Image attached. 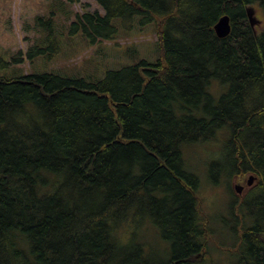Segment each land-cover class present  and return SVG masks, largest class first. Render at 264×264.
<instances>
[{
	"label": "trees",
	"instance_id": "trees-1",
	"mask_svg": "<svg viewBox=\"0 0 264 264\" xmlns=\"http://www.w3.org/2000/svg\"><path fill=\"white\" fill-rule=\"evenodd\" d=\"M95 1L103 13L63 31L56 9L37 16L29 49L0 53V264H157L131 245L142 223L169 243L164 264L205 262L211 217L187 153L211 142L212 182L255 177L232 193L235 264H264V19L247 14L264 0ZM150 25L154 60L127 44L115 67L55 65L74 37L119 44Z\"/></svg>",
	"mask_w": 264,
	"mask_h": 264
},
{
	"label": "rangeland",
	"instance_id": "rangeland-1",
	"mask_svg": "<svg viewBox=\"0 0 264 264\" xmlns=\"http://www.w3.org/2000/svg\"><path fill=\"white\" fill-rule=\"evenodd\" d=\"M59 1L0 0V53L9 58L10 55H14L19 51H27L35 40L34 37L38 35V31L35 29L36 17L47 14L50 9H56L57 11L55 24L60 31H63L64 27L73 20L76 12H82L85 9L104 12L95 0H78L74 3L62 0L63 7H60ZM256 15L261 20L260 25L263 24L264 15L262 10L257 8ZM130 37L132 38L121 37L119 44L107 41L100 45L90 46L86 45L81 38L74 37L73 41L58 56L55 65H67L69 60L79 63L78 65H84L86 58L83 56H91L92 59L98 60L102 68L115 67L119 63L130 61L122 54L127 44L136 45L142 55L155 59L154 52L158 36L151 25ZM24 66L27 68L28 62H25ZM219 150L218 143L211 142L199 144L187 153L190 164L201 176L199 194L202 197L203 210L211 217L209 226L213 235L207 253L209 259L203 262L204 260L201 257L200 260H195V264H235V260L239 257L236 246L237 236L233 232L231 233L230 229V225L234 226L235 224L231 217L230 206L233 199L232 193L236 197L240 196L236 188V185H240V182L235 178L227 181L220 177L219 181L215 183L208 177L209 165L223 157ZM223 155L225 156V154ZM224 158L227 160V157ZM247 178L249 179L250 176ZM254 183L255 179L253 178L252 182L247 184L253 185ZM132 229L136 237L130 241L132 247L137 249V253L139 247L145 253L148 252L150 259L156 261L157 264L167 262L169 243L163 240L155 226L142 223ZM127 230L125 231L126 237L131 229L128 228ZM133 253L135 254L134 251ZM199 261H202V263H199Z\"/></svg>",
	"mask_w": 264,
	"mask_h": 264
},
{
	"label": "water",
	"instance_id": "water-1",
	"mask_svg": "<svg viewBox=\"0 0 264 264\" xmlns=\"http://www.w3.org/2000/svg\"><path fill=\"white\" fill-rule=\"evenodd\" d=\"M247 14L249 17V21L253 27H256L260 24V19L256 15V8L254 6H249L247 9ZM214 29L218 36L225 37L231 32V18L229 15H223L220 17V19L217 21V23L214 26ZM254 176L251 175L248 179V183H251ZM237 190L239 191L240 185H236Z\"/></svg>",
	"mask_w": 264,
	"mask_h": 264
},
{
	"label": "flooded vegetation",
	"instance_id": "flooded-vegetation-1",
	"mask_svg": "<svg viewBox=\"0 0 264 264\" xmlns=\"http://www.w3.org/2000/svg\"><path fill=\"white\" fill-rule=\"evenodd\" d=\"M248 177V176H247ZM243 178V179H238L237 177L235 178V180L237 179V181L238 182H240V190H239V195L240 196H238V197H240V198H244L247 194H248V192L250 191V189L253 187V185H249V184H247L248 183V178ZM254 179H255V177H254ZM246 180H247V183H246ZM245 181V182H244ZM249 185V186H248ZM212 238H213V235L211 236V242H212ZM201 258V257H200ZM199 258H197V259H194V260H198ZM201 259H203V258H201ZM200 260V259H199Z\"/></svg>",
	"mask_w": 264,
	"mask_h": 264
}]
</instances>
